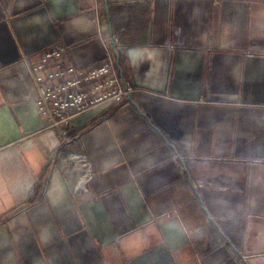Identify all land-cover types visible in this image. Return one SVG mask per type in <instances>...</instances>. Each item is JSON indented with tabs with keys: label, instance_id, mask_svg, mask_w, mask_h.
<instances>
[{
	"label": "crops",
	"instance_id": "obj_1",
	"mask_svg": "<svg viewBox=\"0 0 264 264\" xmlns=\"http://www.w3.org/2000/svg\"><path fill=\"white\" fill-rule=\"evenodd\" d=\"M116 35L133 91L53 171L27 63L96 67ZM0 264H264V0H0Z\"/></svg>",
	"mask_w": 264,
	"mask_h": 264
},
{
	"label": "built area",
	"instance_id": "obj_2",
	"mask_svg": "<svg viewBox=\"0 0 264 264\" xmlns=\"http://www.w3.org/2000/svg\"><path fill=\"white\" fill-rule=\"evenodd\" d=\"M146 5L147 2H144L143 6ZM112 44L108 43L106 54L96 67L66 63L67 49L60 44L46 47L40 52L37 61L27 63L38 92L37 111L48 121V129H57L60 139L58 152L49 161L53 171L59 169L64 160L61 156L63 145L74 143L69 135L72 121L97 108H101L103 113H110L118 109L133 91L122 83L118 75L114 51L118 53L123 48L118 35L112 37ZM72 159L78 166L74 170L77 181L74 190H78L95 173L87 158L74 155Z\"/></svg>",
	"mask_w": 264,
	"mask_h": 264
}]
</instances>
